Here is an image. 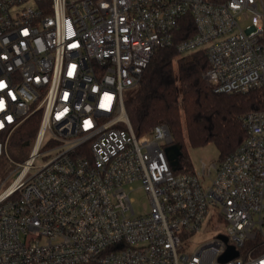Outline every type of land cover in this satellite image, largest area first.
I'll return each mask as SVG.
<instances>
[{
	"label": "built area",
	"instance_id": "built-area-1",
	"mask_svg": "<svg viewBox=\"0 0 264 264\" xmlns=\"http://www.w3.org/2000/svg\"><path fill=\"white\" fill-rule=\"evenodd\" d=\"M184 16L195 33L177 51L204 52L215 93L264 90V0H0V264H264V109L242 117L235 151L184 174L167 125L137 135L125 111ZM28 126L15 162L7 147Z\"/></svg>",
	"mask_w": 264,
	"mask_h": 264
},
{
	"label": "trees",
	"instance_id": "trees-1",
	"mask_svg": "<svg viewBox=\"0 0 264 264\" xmlns=\"http://www.w3.org/2000/svg\"><path fill=\"white\" fill-rule=\"evenodd\" d=\"M194 33L191 17L181 18L173 34V45L154 52L140 83L124 101L128 120L137 135L151 131L159 123L167 125L173 144L180 145L182 151L175 174L194 172L185 142L195 148L213 144L219 152L218 159H224L247 138L242 117L264 109V90L215 93L202 78L208 67L204 52L178 53L177 44ZM35 131V126L25 127L12 143H29ZM260 241L257 237L246 247H255L257 253Z\"/></svg>",
	"mask_w": 264,
	"mask_h": 264
},
{
	"label": "rangeland",
	"instance_id": "rangeland-1",
	"mask_svg": "<svg viewBox=\"0 0 264 264\" xmlns=\"http://www.w3.org/2000/svg\"><path fill=\"white\" fill-rule=\"evenodd\" d=\"M129 94V93H128ZM127 97V93L125 92V98ZM33 139L29 142V144L16 146L10 142L7 147V154L9 158L15 162H21L25 160L30 152L33 145ZM186 144V152L189 156L190 163L194 171H198L200 169L201 161L209 162L211 160H216L219 157V152L217 148L213 144H208L204 147H192L187 142ZM41 160L37 161V164H40ZM2 168L10 169L12 168V164L4 159L0 162V170ZM135 191L131 194L130 198L133 201V209L136 215L143 214L144 210L148 206V202L146 196L142 190H140L137 185H135ZM220 228H212L201 227L199 231L195 232L193 236L185 243V249L187 252H192L199 245L209 241L213 238L221 230L222 225H218Z\"/></svg>",
	"mask_w": 264,
	"mask_h": 264
},
{
	"label": "water",
	"instance_id": "water-1",
	"mask_svg": "<svg viewBox=\"0 0 264 264\" xmlns=\"http://www.w3.org/2000/svg\"><path fill=\"white\" fill-rule=\"evenodd\" d=\"M165 154L167 157V160L169 161V164L173 171H176L179 165V157L182 153L181 146L178 144H172L165 148ZM223 240L222 236H220ZM238 252L233 249V247H228L225 253L219 258L221 262H226L234 257H237Z\"/></svg>",
	"mask_w": 264,
	"mask_h": 264
}]
</instances>
